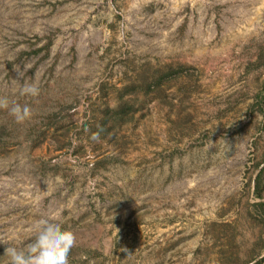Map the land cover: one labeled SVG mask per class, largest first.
Wrapping results in <instances>:
<instances>
[{"label":"rangeland","instance_id":"374dc122","mask_svg":"<svg viewBox=\"0 0 264 264\" xmlns=\"http://www.w3.org/2000/svg\"><path fill=\"white\" fill-rule=\"evenodd\" d=\"M0 99V264H264V0H0Z\"/></svg>","mask_w":264,"mask_h":264},{"label":"clouds","instance_id":"9594fccd","mask_svg":"<svg viewBox=\"0 0 264 264\" xmlns=\"http://www.w3.org/2000/svg\"><path fill=\"white\" fill-rule=\"evenodd\" d=\"M27 65L22 72L27 70ZM38 86L28 83L26 80L19 89L20 95L36 96ZM8 107V101L0 99V108ZM16 121H22L30 116L27 105L21 106L14 101L8 109ZM96 139L97 136L92 137ZM75 237L73 233L63 228L61 222L53 213L41 215L33 224V237L31 241L22 247L9 245L4 249L3 256L8 258V264H67L66 257L73 246Z\"/></svg>","mask_w":264,"mask_h":264},{"label":"trees","instance_id":"16d2710c","mask_svg":"<svg viewBox=\"0 0 264 264\" xmlns=\"http://www.w3.org/2000/svg\"><path fill=\"white\" fill-rule=\"evenodd\" d=\"M257 177H258V175H257ZM254 196L257 197V198L260 197V194H259V192H258L257 190H255V192H254ZM260 205L264 206V203H262V204H260Z\"/></svg>","mask_w":264,"mask_h":264}]
</instances>
